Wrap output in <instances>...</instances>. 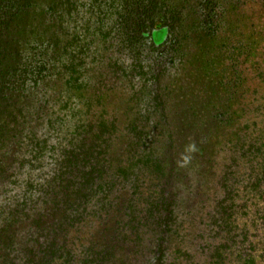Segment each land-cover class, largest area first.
I'll list each match as a JSON object with an SVG mask.
<instances>
[{
  "label": "rangeland",
  "instance_id": "374dc122",
  "mask_svg": "<svg viewBox=\"0 0 264 264\" xmlns=\"http://www.w3.org/2000/svg\"><path fill=\"white\" fill-rule=\"evenodd\" d=\"M145 2L0 0V54L50 74L0 94V264H216L235 246L224 218L264 184L241 148L264 127V0H180L174 30Z\"/></svg>",
  "mask_w": 264,
  "mask_h": 264
},
{
  "label": "trees",
  "instance_id": "16d2710c",
  "mask_svg": "<svg viewBox=\"0 0 264 264\" xmlns=\"http://www.w3.org/2000/svg\"><path fill=\"white\" fill-rule=\"evenodd\" d=\"M136 1L138 3L146 1L148 5L153 7L160 3L161 7H159L158 13L161 16L157 21L155 20V24L167 22L171 30H174L175 19L170 13L176 9L170 7L177 4L180 0ZM196 1L202 3L203 6H205V2H208V0ZM18 19L20 20L21 18L19 16L16 18L12 17L10 23H15L19 21ZM14 25L13 29L18 26V23ZM3 48V54H0V57L2 56L3 58V62H1L2 66H0V94L8 91L31 90L35 87L34 85L50 76L48 71L49 67L45 66V62L43 61L45 60L43 55L35 54L32 60L38 63L37 68H28L25 66V62H22L19 52L12 49L10 44H7V49L5 47ZM231 120L230 115L218 123L229 124ZM243 136L245 140L242 142L241 148L245 150L244 153L253 156V159H258V157L262 158L261 166H264V127L260 131L246 129ZM214 142L217 143V140ZM262 173L264 174V171ZM259 181L257 178L249 185L250 191L249 186H247L248 190L244 194L246 203L240 208L242 210H239L236 206V216H233V213H235L233 210L232 213H229L224 218V223L227 227L229 225L231 227L228 233L232 234L231 239H233L235 246L229 251H221V248L218 247L216 250L219 256H224V259H220V262L217 260L216 264H264V184L261 183L262 179L259 178ZM223 241L229 242V238H224ZM213 258L215 259L214 256Z\"/></svg>",
  "mask_w": 264,
  "mask_h": 264
}]
</instances>
